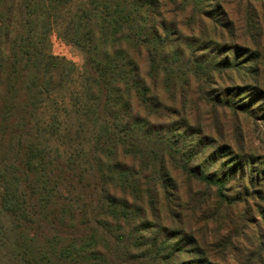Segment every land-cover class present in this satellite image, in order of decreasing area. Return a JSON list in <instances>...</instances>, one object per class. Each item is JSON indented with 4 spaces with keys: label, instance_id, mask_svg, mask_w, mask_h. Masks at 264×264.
I'll return each mask as SVG.
<instances>
[{
    "label": "trees",
    "instance_id": "16d2710c",
    "mask_svg": "<svg viewBox=\"0 0 264 264\" xmlns=\"http://www.w3.org/2000/svg\"><path fill=\"white\" fill-rule=\"evenodd\" d=\"M222 1L0 0V264H185L193 185L223 181L183 143L238 43Z\"/></svg>",
    "mask_w": 264,
    "mask_h": 264
},
{
    "label": "rangeland",
    "instance_id": "374dc122",
    "mask_svg": "<svg viewBox=\"0 0 264 264\" xmlns=\"http://www.w3.org/2000/svg\"><path fill=\"white\" fill-rule=\"evenodd\" d=\"M223 1L238 43L228 51H213L228 53L231 65H220L223 73L216 81L205 83L202 78L201 96L193 84L195 94L191 92L185 104L188 134L183 137L190 146L198 139L190 127L206 134L197 146L206 155L200 160L204 170L223 180L219 183L223 186L193 185L186 224L192 223L188 230L198 243L176 240L186 250L185 264H264V0ZM51 41L53 54L80 68L84 65L77 47L55 33ZM160 96L166 98L162 89ZM176 106L180 108V102ZM204 142L208 148L201 146Z\"/></svg>",
    "mask_w": 264,
    "mask_h": 264
}]
</instances>
